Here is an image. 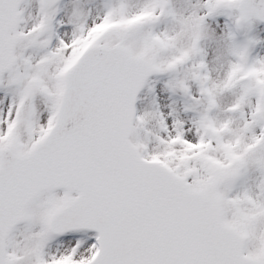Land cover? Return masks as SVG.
Segmentation results:
<instances>
[{
    "label": "snow or ice",
    "instance_id": "6c2138e0",
    "mask_svg": "<svg viewBox=\"0 0 264 264\" xmlns=\"http://www.w3.org/2000/svg\"><path fill=\"white\" fill-rule=\"evenodd\" d=\"M0 264H264V0H0Z\"/></svg>",
    "mask_w": 264,
    "mask_h": 264
}]
</instances>
